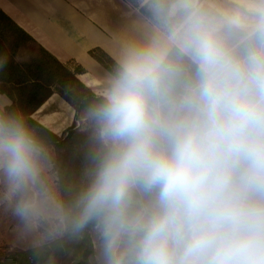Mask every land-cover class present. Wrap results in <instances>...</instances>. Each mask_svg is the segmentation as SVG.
I'll return each instance as SVG.
<instances>
[{"label": "clouds", "instance_id": "clouds-1", "mask_svg": "<svg viewBox=\"0 0 264 264\" xmlns=\"http://www.w3.org/2000/svg\"><path fill=\"white\" fill-rule=\"evenodd\" d=\"M92 121L84 183L0 109V202L42 241L91 231L100 264H264V0H140ZM7 63L0 57V69Z\"/></svg>", "mask_w": 264, "mask_h": 264}, {"label": "trees", "instance_id": "trees-1", "mask_svg": "<svg viewBox=\"0 0 264 264\" xmlns=\"http://www.w3.org/2000/svg\"><path fill=\"white\" fill-rule=\"evenodd\" d=\"M133 2L138 6V0ZM137 8L149 19L144 8ZM88 53L112 74L115 60L111 56L99 47L90 49ZM0 57L7 60L6 65L0 69V94L8 100L0 109L23 115L26 123L44 140L50 151L56 153L62 191L75 192L83 185L85 169L90 165L89 153L93 149L91 135L75 130V119L57 134L42 125L33 115L53 94L57 95L58 102L64 101L72 108L74 116L78 112H88L100 95L78 79L77 75L85 72L80 64L73 59L64 63L59 61L1 9ZM52 109L49 105L40 114L53 111ZM66 242L71 248H68ZM62 245L66 246L65 251L61 249ZM94 247L95 242L86 231L80 238L65 237L52 242L51 249L43 246L21 251L18 255L21 257V264H34L37 256L47 257V251L56 261L58 255L71 254L72 264H97ZM0 264H6L5 259H0Z\"/></svg>", "mask_w": 264, "mask_h": 264}, {"label": "crops", "instance_id": "crops-1", "mask_svg": "<svg viewBox=\"0 0 264 264\" xmlns=\"http://www.w3.org/2000/svg\"><path fill=\"white\" fill-rule=\"evenodd\" d=\"M0 9L59 61L73 59L80 64L85 72L78 79L97 95L107 87L111 74L88 51L99 47L116 61L129 42L142 41L150 28L149 20L126 0H0ZM55 95L38 111L50 105L51 114H60L64 102ZM7 103L0 94V107ZM50 115L36 119L56 132L60 126ZM73 116V111L68 112L69 122Z\"/></svg>", "mask_w": 264, "mask_h": 264}, {"label": "rangeland", "instance_id": "rangeland-1", "mask_svg": "<svg viewBox=\"0 0 264 264\" xmlns=\"http://www.w3.org/2000/svg\"><path fill=\"white\" fill-rule=\"evenodd\" d=\"M132 7L138 9L137 7L140 6V0H138V6L133 2V0H126ZM135 4V5H134ZM147 12V11H146ZM149 20V19H148ZM54 95V94H53ZM52 97V96H51ZM53 98L57 99V95H55ZM49 100V99H48ZM48 102H51L50 100ZM64 102V101H63ZM61 102V103H63ZM47 106V105H45ZM69 106L66 102L63 103V105L60 106L58 111H61L60 114L53 115L51 114L52 111L48 112L47 114H51L50 116H54V118H57V123L59 124V129H56L57 131H52L57 134H60L65 128L70 126L71 122H69L68 119V112L73 111L72 108L68 109ZM43 110V109H41ZM71 110V111H70ZM74 112V111H73ZM89 112V111H88ZM88 112H78L76 116H73V120L75 119V130H81L83 132L89 133L91 135L92 133V121L88 117ZM40 110L34 114L35 118H39L40 116ZM56 122V121H55ZM56 124V123H55ZM55 130V129H54ZM55 161V169L58 182L60 184V178H59V171H58V162L56 161V153L51 152ZM61 186V184H60ZM90 238L95 242V258L97 261V264H100V261L98 259V253H97V241L95 239V235L91 231H87ZM68 244V248L70 247V244ZM47 247V249L52 248V242L50 241H42L40 237L33 233H29L24 230L23 226L19 223V221L12 215V212L10 208L8 207L6 202H0V259H5L6 264H21V257L18 255L19 252L27 250V249H33L38 247ZM61 249L65 251L66 246L62 245ZM45 251L46 249L43 248ZM46 252V251H45ZM47 257L41 258L40 256H37L34 264H72L70 261L71 254L67 255H58L57 261L54 260L52 255L47 251ZM23 264V263H22Z\"/></svg>", "mask_w": 264, "mask_h": 264}]
</instances>
